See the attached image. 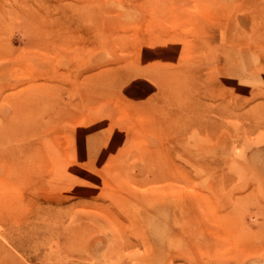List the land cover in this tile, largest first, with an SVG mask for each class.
<instances>
[{"label":"rangeland","instance_id":"1","mask_svg":"<svg viewBox=\"0 0 264 264\" xmlns=\"http://www.w3.org/2000/svg\"><path fill=\"white\" fill-rule=\"evenodd\" d=\"M0 52V264H264V0H0Z\"/></svg>","mask_w":264,"mask_h":264},{"label":"bare ground","instance_id":"2","mask_svg":"<svg viewBox=\"0 0 264 264\" xmlns=\"http://www.w3.org/2000/svg\"><path fill=\"white\" fill-rule=\"evenodd\" d=\"M40 6L41 3H40ZM55 7V12L59 13V15L56 17V18H52L51 17V13L54 12L53 10L51 9H46V8H43L41 9V18H42V21L43 23H41V28L40 30L42 31V34L45 35V39L47 40H61V39H64L65 37L64 36H61L60 35V31L63 30V31H68L69 29H73L75 30V32H79V33H83L84 31V28L80 26V22L81 20L85 17V14L83 12H81L80 10H76L75 8L72 10L71 14H66L64 13L63 11H61L58 6H53V9ZM90 18L93 19L91 22H93L94 24V20L97 16V12L95 10H92L90 11ZM92 42H94L92 40ZM1 56H4L1 52H0V57ZM169 86V85H168ZM171 89H174V86L173 85H170ZM10 98V97H9ZM12 101H14V97L12 98ZM40 101V99H39ZM21 103V102H20ZM14 113L12 114V116H9V119L7 121V125L5 126L4 128V132L3 134L6 136L5 139L7 140L6 142V145L5 147H3L2 150H5L3 152H1V154H4L5 152H7L9 154V156L12 158V159H15L17 158L19 152H20V146L18 145L17 143V137L19 134H22V133H25L26 135H31L32 132H31V129H30V124H28L27 128L26 129H16V127H13L12 124H11V118L14 119V121H16V119H27L26 117H20L19 118V115L18 113L16 112L17 108L14 106ZM17 131H16V130ZM3 145L1 144V147ZM24 151L27 153V156L29 157L30 156V153H32V145L31 143L28 141L27 143H25L24 145ZM14 162V161H13ZM14 164V163H12ZM32 164V163H31ZM24 170V169H23ZM34 171V170H33ZM211 263V262H210ZM229 264V263H228Z\"/></svg>","mask_w":264,"mask_h":264}]
</instances>
